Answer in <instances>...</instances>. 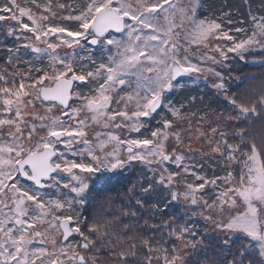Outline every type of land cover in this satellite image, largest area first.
I'll return each instance as SVG.
<instances>
[{
    "label": "snow or ice",
    "instance_id": "1",
    "mask_svg": "<svg viewBox=\"0 0 264 264\" xmlns=\"http://www.w3.org/2000/svg\"><path fill=\"white\" fill-rule=\"evenodd\" d=\"M240 61L264 0H0V264H264Z\"/></svg>",
    "mask_w": 264,
    "mask_h": 264
},
{
    "label": "trees",
    "instance_id": "2",
    "mask_svg": "<svg viewBox=\"0 0 264 264\" xmlns=\"http://www.w3.org/2000/svg\"><path fill=\"white\" fill-rule=\"evenodd\" d=\"M225 2L235 3L238 2V0H225ZM249 60H251V57L249 58ZM262 74H264V68H260L259 66H254L251 63H246L243 61L236 62L233 67V75H239V76L252 75V76L260 77ZM213 107H220V106L218 104H214ZM209 164H211V161H209ZM217 171H219V169H217Z\"/></svg>",
    "mask_w": 264,
    "mask_h": 264
},
{
    "label": "rangeland",
    "instance_id": "3",
    "mask_svg": "<svg viewBox=\"0 0 264 264\" xmlns=\"http://www.w3.org/2000/svg\"><path fill=\"white\" fill-rule=\"evenodd\" d=\"M194 147H195V145H194Z\"/></svg>",
    "mask_w": 264,
    "mask_h": 264
}]
</instances>
